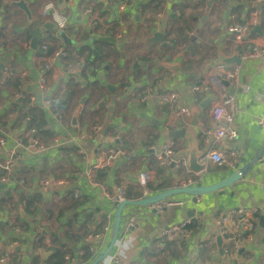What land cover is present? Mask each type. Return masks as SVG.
Here are the masks:
<instances>
[{"label":"crops","instance_id":"crops-1","mask_svg":"<svg viewBox=\"0 0 264 264\" xmlns=\"http://www.w3.org/2000/svg\"><path fill=\"white\" fill-rule=\"evenodd\" d=\"M18 1L0 0V139L13 138L23 125V118H28L24 117L28 106L35 114L30 121L40 146L25 142L20 148L10 143L17 162L10 172L6 190L0 191V198L4 194L15 197L18 193L29 198L39 193L43 202L37 214H25L20 207L17 210L20 219L12 207L16 201L5 207L1 205L0 253L11 248L9 264H61L70 250L76 264H89L108 247L112 238L116 207L107 195H114L121 187L127 200L139 201L183 188L182 182L189 177L184 171L179 173L159 165L155 151L148 146V138H155L159 143L171 140L183 154L188 150L190 136L195 138L199 152L207 154L219 149L213 143L210 113L216 95L194 92L191 88L203 82L212 84L216 78L214 65L233 50H241L227 36L226 28L233 22L247 20L250 3L255 0H217L200 26L203 0H22L32 15L30 21L23 10L11 5ZM48 3H53L67 17L69 27L64 30L70 41L67 44L55 29L46 28V23L52 22L50 17L40 16L41 7ZM227 9L230 11L225 15ZM259 9L257 26L264 31V4ZM179 10L185 11L183 19L187 12L198 18L197 31L187 33L193 40L200 38L199 33L208 22L217 28L207 45L210 52L205 51L208 57L204 56L200 62L184 61L176 55L175 59L166 57V62L179 63L176 72L155 64L150 65L151 79L143 78L144 66L143 63L135 66L137 59L148 60L149 50L160 46L144 44L139 39L156 31L168 36V23L182 16ZM159 11L163 18L156 29L153 16ZM43 45L54 50L62 48L68 56L49 63L43 53L46 49H41ZM109 50L117 55L113 61L107 56ZM46 65H50L48 70ZM40 74L45 76L43 88L38 83ZM242 74L248 91L236 94L238 139L234 147L237 146L238 160L233 168L200 172L189 187L212 185L242 171L239 179L218 192L197 196L194 202L187 193L172 195L166 199L170 204L160 211L153 209L154 203L125 206L115 245L98 264H114L115 259L121 264H264V228L258 222L264 213V126L258 125V119L264 116V105L258 99L264 91V62L243 65ZM149 84L158 95L177 93L180 96V105L189 110L187 116L182 115L188 126L192 112L196 111L191 132L187 131L184 137L172 135L180 131L182 117L172 111L168 102L141 101ZM67 88L72 91L70 95L65 93ZM22 92L26 98L16 101L15 95L21 97ZM30 95L33 105L28 100ZM209 98L205 107L200 108ZM78 103L84 111L78 114L75 128L81 132L82 139L73 142L76 131L71 118ZM55 111L67 116L68 121L53 118ZM11 113L15 114L13 118ZM41 124L44 130L37 131ZM95 124L101 128V137L97 140L91 131ZM108 133L118 136L124 156L107 167L102 176L103 168L92 170L91 167L115 148L116 144L106 139ZM71 148L76 151L66 152ZM4 154L5 149L0 148V163ZM142 172H151L154 177L147 184L146 193L135 181V176ZM244 208L256 210V228L246 233L235 253L227 251L232 245L222 237V249L226 252L220 256L215 219L229 210ZM129 220L133 221L130 227ZM186 221L193 225L189 240L161 238L164 229ZM103 226L108 228L104 237L86 243V236ZM15 235L21 238L18 240ZM232 235V229H228L226 237ZM212 238L215 256L207 251ZM35 239L42 249L40 255L34 251ZM19 246L21 250L16 251ZM86 251L91 257L85 258Z\"/></svg>","mask_w":264,"mask_h":264},{"label":"built area","instance_id":"built-area-1","mask_svg":"<svg viewBox=\"0 0 264 264\" xmlns=\"http://www.w3.org/2000/svg\"><path fill=\"white\" fill-rule=\"evenodd\" d=\"M264 4V0H255L250 3V10L248 13L247 20L242 22H233L226 28L227 36L232 39L233 44L236 47L241 48L238 52L237 49L233 50L229 56L226 58L236 57L239 60L238 64H226L218 61L214 65V71L216 72V78L213 80L212 84L203 82L200 85H196L191 88L194 92H207L211 95L213 92L216 95V103L212 104L210 113L212 117V122L214 125V130L212 132V139L214 145L218 146L219 149L205 153L204 156L199 160L198 163L204 164L202 171H215L220 167H230L233 168L238 160L237 146L234 147L236 140L238 139V134L236 130V94L229 95V90L241 89L242 93L248 91V86L246 81L243 79L242 67L245 64L251 63L252 61L264 62V31L261 33L254 32L257 27L258 17H259V5ZM123 10V6L119 7ZM41 17H50L56 31L61 29H66L69 27L67 17L63 15L53 3H48L41 7L40 10ZM161 16H153L155 22V28L158 29L161 23ZM42 50L46 49L43 45ZM68 55L62 48L54 50L52 55L48 57L49 63H54L59 58H66ZM46 69L50 68V65H46ZM38 83L41 88L45 83L44 74H40L38 77ZM27 94V93H26ZM25 94V95H26ZM20 94H16L15 98L18 99ZM24 98H26L24 96ZM149 99H153L156 102H168L172 107V111L176 114L188 115L189 110L186 107L180 105V96L177 93H164L161 95L156 94L153 89V85L149 84L145 92L141 95L142 102H148ZM258 99L264 105V91L258 95ZM28 100L30 105H33V96H29ZM208 100H211L210 98ZM78 114L83 113V107L78 103ZM15 114L11 113L10 117L13 118ZM53 118L57 121L62 122L63 119L68 121V117L62 115L61 112L55 111L53 113ZM65 121V122H66ZM226 124V126L224 125ZM258 125L264 126V116L258 119ZM76 134L73 138V142H79L82 139L81 132L75 128ZM93 139L97 140L101 137L100 125L95 124L91 128ZM34 129L31 126V121L29 118L23 119V125L16 131L13 138H8L4 136L0 139V148L5 149V154L3 160L0 163V184H8V179L12 167L17 162L16 153L10 148V143L15 147H24L25 142H31L33 146H40L38 140L34 137ZM106 139L109 142H114L115 148L110 150L105 158L99 160L92 165L91 169H106L112 166L119 159L124 156L123 150L120 148L119 139L116 134L108 133ZM148 146L155 151V161L162 167H170L173 164V169L178 171H184L189 175V177L182 182V187H189L194 179L200 173H193L189 171L187 167V159L184 154L176 147V145L171 140H166L160 142L155 138L147 139ZM229 147L228 149H226ZM156 149V150H155ZM201 171V172H202ZM153 174L151 172H142L135 176L136 183L143 189L146 193L147 184L153 181ZM47 183H45L46 185ZM264 189V183H263ZM107 195V192H106ZM110 203L113 205H118L119 203L127 200L126 195L121 187L117 188L114 195H107ZM169 202H159L153 204V209L155 211H160ZM257 222L256 210L250 209H232L227 211L224 215L219 216L215 219V224L217 227V232L219 236L223 237L226 243L232 245V249L228 248L227 251L230 253L237 252L239 250V245L244 240L246 233H250L256 227ZM133 221L129 220V227L132 226ZM107 227L103 226L100 230L96 232H91L86 236V243H94L96 240H101L104 237V233L107 231ZM232 229V236L226 237L227 230ZM193 233V229L190 227V222L186 221L179 225H174L172 227L166 228L161 232V238L166 241H174L176 238H182L184 240H189ZM38 239H35L33 247L36 254L40 255L42 249L37 243ZM88 244V245H89ZM89 248H92L90 246ZM210 255H216L215 250V240L212 238L210 240V246L207 249ZM226 252L223 249V254ZM11 262V248L6 249L0 253V264H9ZM61 264H76V259L74 254L68 250L63 256ZM114 264H121L119 259L114 260Z\"/></svg>","mask_w":264,"mask_h":264},{"label":"water","instance_id":"water-1","mask_svg":"<svg viewBox=\"0 0 264 264\" xmlns=\"http://www.w3.org/2000/svg\"><path fill=\"white\" fill-rule=\"evenodd\" d=\"M217 0H203V4H204V9H203V16L200 18L199 21V26L208 18L210 12L213 9V6L215 4ZM26 2L20 0L18 2H14L11 3L12 6L21 9L24 11L28 21H30L32 19V15L28 9V7L26 6ZM230 9H227L225 12V15H227L229 13ZM32 23V22H31ZM46 28L47 29H54V25L51 21H48ZM257 33H261V29L259 26H257L255 28V31ZM57 34L59 35V37L64 41V43H68L70 42L69 39H67V36L64 32V29L58 30ZM35 42V41H34ZM139 42L144 43V44H153V43H158L160 48H165L171 45H168L165 43V37L164 34L161 32H153L150 36L148 37H144L139 39ZM75 44V43H74ZM221 62L226 63V64H238L239 60L236 57H232V58H226L223 59ZM157 65L163 67L164 69H167L169 71L172 72H176L177 69L179 68V63H174V62H166V61H158ZM0 68H2V65L0 64ZM2 70V69H0ZM77 77V76H74ZM25 93L28 91V88L24 89ZM22 92L21 97H19L16 101L20 102L22 101V99L24 98L25 93ZM242 93L241 89L238 88L237 90H229L228 94L229 95H234V94H240ZM209 102V100L204 101L201 105L200 108H204L207 103ZM206 103V104H205ZM196 111L192 112V120H190L189 126L188 123L185 124L183 117L181 118V123H180V131H174L172 133L173 136L175 137H184V134L187 131H192V127L194 126V121L196 118ZM78 116V108L74 110L73 114H72V118H71V125L73 127L76 126V119ZM180 116V115H179ZM226 126V124H224ZM188 128V129H187ZM188 150L184 153V156L187 159V167L189 169V171L193 172V173H199L203 170L204 168V164H200L198 163L199 160L204 156L205 151H198L197 146H196V142H195V138L193 136H190L188 138ZM118 163V162H117ZM173 164L170 165V168H173ZM243 172L241 171L240 173L234 172L233 174H231L229 177H227L224 180H221L217 183H214L212 185H207V186H202L200 184H197L193 187H186V188H174V189H170L168 191H165L161 194L158 195H153L150 197H147L145 199L139 200V201H129V200H125L121 203H119L118 205H115L116 210H115V214H114V223H113V228H112V238L110 240V243L108 245V247L106 249H104L101 253H99L97 256H95V258L89 263V264H98L99 262H101L107 255L108 253L111 251V249L114 247L115 242H116V238L118 235V229H119V222L121 219V212L123 210V208L127 205H136V206H143L145 204H156L159 202H167L166 199H168L169 197H171L172 195L175 194H180V193H187L190 194L192 196L191 201H195V198L199 195H204L210 192H218L220 191L222 188L228 187L229 185H231L234 181L238 180L239 177L241 176ZM239 174V175H238ZM7 185L6 184H0V191L1 190H6ZM186 215L188 216L189 213L188 211H185ZM20 215L23 216L22 210L20 209ZM259 225L261 227L264 228V213L261 214V216L259 217ZM16 239H20L21 236L15 235ZM119 238H122V233L119 234ZM222 237L221 236H217L216 238V245H217V249H218V254L220 256L223 255V249H222ZM16 251H20L21 247H17L15 249Z\"/></svg>","mask_w":264,"mask_h":264},{"label":"rangeland","instance_id":"rangeland-1","mask_svg":"<svg viewBox=\"0 0 264 264\" xmlns=\"http://www.w3.org/2000/svg\"><path fill=\"white\" fill-rule=\"evenodd\" d=\"M185 1L187 2V0ZM179 11L182 13V16L179 18V20L177 19L178 21L174 20L171 23H168L170 27L167 34L168 36L165 37V43L171 46L161 49L158 47L155 50L150 49L148 60L141 57L137 59L135 66L140 63H143L144 66L142 71L143 78H148V80L151 79L152 74L150 65L153 66L157 64L158 61H164L166 57L175 59L176 56H181L183 57L184 61H190V59H193L195 62L202 61L204 56L208 57V54L205 53V51L208 50L210 52L207 45L209 43L210 37L215 33L217 28L212 22H208L206 26H204L201 35L199 33L200 38L193 40L187 36V33H193V30L197 31L196 22L198 21V18H196L192 12H187L186 19H183L185 11ZM154 14L160 15L162 17V13H160V11ZM107 56L112 58L111 61H113L114 58H117V55H114L110 50L107 52Z\"/></svg>","mask_w":264,"mask_h":264},{"label":"trees","instance_id":"trees-1","mask_svg":"<svg viewBox=\"0 0 264 264\" xmlns=\"http://www.w3.org/2000/svg\"><path fill=\"white\" fill-rule=\"evenodd\" d=\"M237 9V8H236ZM51 40H54V38H50ZM54 52V48L53 47H48L46 46V50L43 51L44 55L47 57H50L52 55V53ZM97 52V51H96ZM111 52H113V54L115 55V52L112 50ZM98 53V52H97ZM78 54H80V52H78ZM102 61V59L100 60V62ZM70 88H67L65 90L66 95H70L72 93L71 90H68ZM55 106V104H54ZM14 107L17 108L18 106L14 104ZM26 110L27 112L25 113V116H28L29 119H33L34 117V113L32 111V109H30V107L26 106ZM40 115H42V113H40ZM23 116V115H22ZM25 119V118H23ZM43 125L41 124L37 131H43ZM68 151H76L75 149L71 148V149H67L66 152ZM103 171H101L100 173L103 175H105L104 170L105 169H101ZM100 170H98L99 172ZM179 173H181L180 171H178ZM12 201H16L15 203L12 204L14 213L16 218L20 219L19 214L17 212V210L21 207L22 210L24 211L25 214H37L39 212H41V202H43V197L42 195H40L39 193H35L32 197L26 198L25 196H23V194L18 193V195H16L15 197L11 196L10 194H4L3 197L0 198V207L1 205L5 207V205H9ZM10 211V210H9ZM15 226V223L12 225V227ZM23 226H21L20 228H22ZM191 227V226H190ZM193 227V225H192ZM191 227V228H192ZM97 230H94V232H96ZM86 250V248H85ZM85 258H89L91 257V254H89L87 251L84 253Z\"/></svg>","mask_w":264,"mask_h":264}]
</instances>
